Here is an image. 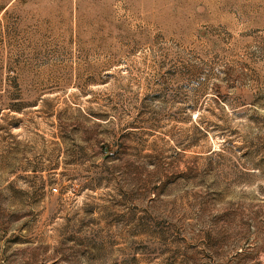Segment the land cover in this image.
I'll list each match as a JSON object with an SVG mask.
<instances>
[{
  "label": "rangeland",
  "instance_id": "1",
  "mask_svg": "<svg viewBox=\"0 0 264 264\" xmlns=\"http://www.w3.org/2000/svg\"><path fill=\"white\" fill-rule=\"evenodd\" d=\"M0 264H264V0H0Z\"/></svg>",
  "mask_w": 264,
  "mask_h": 264
},
{
  "label": "built area",
  "instance_id": "2",
  "mask_svg": "<svg viewBox=\"0 0 264 264\" xmlns=\"http://www.w3.org/2000/svg\"><path fill=\"white\" fill-rule=\"evenodd\" d=\"M55 190H57V187H54Z\"/></svg>",
  "mask_w": 264,
  "mask_h": 264
}]
</instances>
